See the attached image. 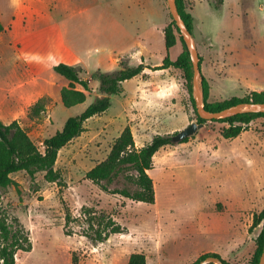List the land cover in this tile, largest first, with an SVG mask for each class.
Masks as SVG:
<instances>
[{"label":"rangeland","instance_id":"1","mask_svg":"<svg viewBox=\"0 0 264 264\" xmlns=\"http://www.w3.org/2000/svg\"><path fill=\"white\" fill-rule=\"evenodd\" d=\"M18 1L0 0V121H17L40 151L94 102V72L115 71L125 56L129 66L153 68L183 51L177 34L165 48L163 29L173 21L166 0H42L32 16ZM185 9L193 17L207 102L264 92V0H222L217 9L206 0H185ZM14 19L20 20L15 30ZM134 46L139 55H126ZM60 63L79 68L89 82L82 104L62 106L67 82L53 71ZM149 68L124 81L109 108L85 121L84 131L59 151L54 170L61 183L45 181L43 173L33 181L23 171L11 176L15 185L1 191L0 208L28 231L31 243L30 252L16 254V264H127L132 253H143L146 264H190L206 253L249 264L261 231L252 227L253 215L264 208V117L228 140L221 136L228 127L222 118L205 121L186 142L157 151L148 172L153 205L109 195L84 178L125 127L139 148L197 123L183 72ZM39 98L45 110L34 119L29 108ZM84 208L111 216L126 232L92 244L82 236Z\"/></svg>","mask_w":264,"mask_h":264},{"label":"trees","instance_id":"2","mask_svg":"<svg viewBox=\"0 0 264 264\" xmlns=\"http://www.w3.org/2000/svg\"><path fill=\"white\" fill-rule=\"evenodd\" d=\"M206 1L214 9L222 5V0ZM175 3L182 20L192 33L193 17L186 12L185 0H175ZM3 31L4 27L0 23V33ZM176 34L183 45V51L175 61H171L166 56L162 65L149 68L143 63L129 66L126 59L122 58L119 60L118 68L115 71L101 72L97 70L94 72L92 78L98 81V96L81 114L67 119L61 131L45 139L42 142L43 151L39 150L38 146L17 121H13L8 125L0 121V199L3 189L15 185L11 176L18 172H25L32 181L35 174L43 173L45 181L61 183L60 175L54 170L59 151L84 131L83 124L85 121L101 115L109 108L111 98L121 94L124 81L141 75L146 68L162 70L174 67L181 70L187 89L191 93L192 65L186 46L174 21L163 29L165 48L168 51L175 45ZM53 71L67 82V86L60 92L62 106L71 108L82 104L86 99V93L91 92V88L89 82L81 78V70L60 63L53 67ZM77 86L81 89H78ZM201 91L204 108L209 111H220L240 103H264V92L253 93L249 98H231L221 102L208 103L209 86L204 78H201ZM190 99L194 107L191 95ZM44 110L45 99L39 98L29 108V113L35 119ZM259 117H264V113H244L222 118L228 124V127L221 132L222 138L228 140L237 137L246 130L252 120ZM204 122L197 116V123L203 124ZM171 138L170 135H156L150 142L138 148L135 145L130 128L125 127L112 143L106 159L87 171L84 178L109 195H118L133 202L153 205L155 191L148 172L152 169L155 153L161 148L171 145L173 143ZM187 140L188 138L179 143ZM84 214L87 217L88 226L82 236L92 244L102 243L110 235L126 232V229L113 220L111 216L102 213L96 214L90 208H84ZM69 220V216L66 215V225ZM13 221L14 223L9 221L8 213L0 208V264H16L15 256L18 252L28 253L31 251L28 231L21 227L16 220ZM258 225H261V231L256 239V249L249 264H258L264 245V208L253 215L252 227ZM66 231L70 234V230ZM207 256L220 258L217 254L206 253L190 264H198ZM222 262L228 264L224 260ZM127 264H146V257L143 253H132L129 255Z\"/></svg>","mask_w":264,"mask_h":264},{"label":"water","instance_id":"3","mask_svg":"<svg viewBox=\"0 0 264 264\" xmlns=\"http://www.w3.org/2000/svg\"><path fill=\"white\" fill-rule=\"evenodd\" d=\"M171 17L182 37L192 65L191 96L194 101V108L199 118L204 121H211L244 113H264V103H240L224 108L220 111H209L204 108L201 91V71L200 57L197 51L196 42L193 34L188 30L182 20L175 3V0H166ZM203 126L202 123H191L181 131L172 136L173 143H179L192 136ZM198 264H225L218 257L207 256ZM258 264H264V245L258 261Z\"/></svg>","mask_w":264,"mask_h":264},{"label":"crops","instance_id":"4","mask_svg":"<svg viewBox=\"0 0 264 264\" xmlns=\"http://www.w3.org/2000/svg\"><path fill=\"white\" fill-rule=\"evenodd\" d=\"M18 3H19V6L24 7L26 10H28V12L30 13L31 16L33 15V12H36V13H40L41 12L39 9H36V7L43 6V1L42 0H19ZM94 3H97V0H95ZM32 7H33V9H31ZM0 23L3 26L1 21H0ZM19 24H20V20L19 19H14L12 21L11 29L15 30L16 26L19 25ZM15 37H17V35ZM139 50H140L139 46H134V48L130 49L126 53V55H130L131 57L139 55L138 54ZM123 58H127V57L125 56ZM115 60L116 59H112L113 62H115Z\"/></svg>","mask_w":264,"mask_h":264}]
</instances>
